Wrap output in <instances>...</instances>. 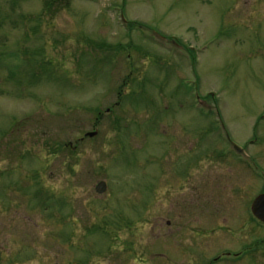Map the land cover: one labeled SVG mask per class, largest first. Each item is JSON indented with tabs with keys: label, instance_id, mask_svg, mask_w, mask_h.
Listing matches in <instances>:
<instances>
[{
	"label": "rangeland",
	"instance_id": "obj_1",
	"mask_svg": "<svg viewBox=\"0 0 264 264\" xmlns=\"http://www.w3.org/2000/svg\"><path fill=\"white\" fill-rule=\"evenodd\" d=\"M260 194L264 0H0V264H264Z\"/></svg>",
	"mask_w": 264,
	"mask_h": 264
},
{
	"label": "water",
	"instance_id": "obj_2",
	"mask_svg": "<svg viewBox=\"0 0 264 264\" xmlns=\"http://www.w3.org/2000/svg\"><path fill=\"white\" fill-rule=\"evenodd\" d=\"M86 136L92 137L94 134H87ZM94 190L96 194L102 195L106 190V186L103 182H100L95 186ZM250 212L257 221L264 225V194L259 195L252 201Z\"/></svg>",
	"mask_w": 264,
	"mask_h": 264
},
{
	"label": "trees",
	"instance_id": "obj_3",
	"mask_svg": "<svg viewBox=\"0 0 264 264\" xmlns=\"http://www.w3.org/2000/svg\"><path fill=\"white\" fill-rule=\"evenodd\" d=\"M51 3H52V1H51Z\"/></svg>",
	"mask_w": 264,
	"mask_h": 264
}]
</instances>
